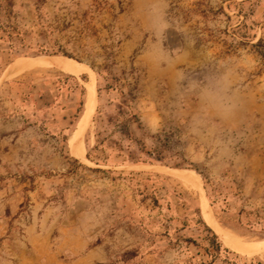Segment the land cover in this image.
Returning a JSON list of instances; mask_svg holds the SVG:
<instances>
[{
	"label": "rangeland",
	"instance_id": "1",
	"mask_svg": "<svg viewBox=\"0 0 264 264\" xmlns=\"http://www.w3.org/2000/svg\"><path fill=\"white\" fill-rule=\"evenodd\" d=\"M146 3L0 0V264H264L174 176L197 177L223 230L264 241V0H166V63ZM222 68L239 108L192 133L200 103L177 104L176 74Z\"/></svg>",
	"mask_w": 264,
	"mask_h": 264
},
{
	"label": "clouds",
	"instance_id": "2",
	"mask_svg": "<svg viewBox=\"0 0 264 264\" xmlns=\"http://www.w3.org/2000/svg\"><path fill=\"white\" fill-rule=\"evenodd\" d=\"M147 20L148 31L160 44L159 49L150 50V55L161 63H166L169 51L162 46L166 38L165 33L172 24L168 18L166 0H147L143 9ZM186 42L187 38H186ZM192 40L189 46L194 45ZM177 95L176 102L182 106L189 96H195L200 103V111L192 118L189 131L198 133L211 123L215 115L222 120L231 119L239 108V98L232 91L233 84L230 71L222 68L213 72H206L202 79H195L186 72L176 74ZM186 82V83H185ZM180 256L176 252L169 253L165 264H179Z\"/></svg>",
	"mask_w": 264,
	"mask_h": 264
},
{
	"label": "bare ground",
	"instance_id": "3",
	"mask_svg": "<svg viewBox=\"0 0 264 264\" xmlns=\"http://www.w3.org/2000/svg\"><path fill=\"white\" fill-rule=\"evenodd\" d=\"M38 63L34 62L35 65H42L49 68H56L59 70H63L67 73H70L72 75H78L80 74L84 68L79 63L73 62L71 60H56V59H40L37 61ZM40 68V67H39ZM92 81L94 80V74L92 73ZM95 86L92 82V85L90 86V97L87 104V112L89 113L90 110L93 108L95 104ZM76 141V140H75ZM75 143V142H74ZM76 151L79 153L82 152V149L77 144ZM76 153V152H75ZM79 156V155H77ZM174 176L181 179L185 183H188L192 185L196 190H198L201 193V202L203 206V212L205 213V217H207L208 223L211 225V227L218 233L222 239L230 246L238 247V248H255V247H261L264 249V241L263 240H253V239H246L241 236H238L236 234L227 232L223 230L213 219L211 211L209 210L207 201L205 199L202 185L200 182L196 179V176H193L190 172H174ZM196 177V178H195Z\"/></svg>",
	"mask_w": 264,
	"mask_h": 264
},
{
	"label": "trees",
	"instance_id": "4",
	"mask_svg": "<svg viewBox=\"0 0 264 264\" xmlns=\"http://www.w3.org/2000/svg\"><path fill=\"white\" fill-rule=\"evenodd\" d=\"M202 224H204V222L202 220H200ZM205 225V224H204ZM208 229V228H207ZM209 230V229H208ZM213 237L215 238L216 236L213 234ZM216 239V238H215Z\"/></svg>",
	"mask_w": 264,
	"mask_h": 264
}]
</instances>
